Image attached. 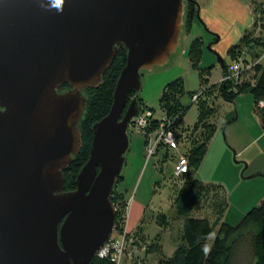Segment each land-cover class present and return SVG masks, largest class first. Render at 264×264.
<instances>
[{"label": "water", "instance_id": "1", "mask_svg": "<svg viewBox=\"0 0 264 264\" xmlns=\"http://www.w3.org/2000/svg\"><path fill=\"white\" fill-rule=\"evenodd\" d=\"M184 1L64 0L61 12L52 0H0V264H91L114 239L110 197L139 113L140 72L177 49ZM120 49L112 105L64 192L82 147L84 92L102 85Z\"/></svg>", "mask_w": 264, "mask_h": 264}, {"label": "rangeland", "instance_id": "2", "mask_svg": "<svg viewBox=\"0 0 264 264\" xmlns=\"http://www.w3.org/2000/svg\"><path fill=\"white\" fill-rule=\"evenodd\" d=\"M239 2L242 7L235 25L226 27L221 23L216 26L217 34L211 32L203 21V18H208L209 0H190L193 6L184 1L183 16L192 13L190 27L186 30V20L182 21L178 47L165 65L140 72L141 87L137 95L144 107H138L139 113L147 108L155 118L160 119L164 114L159 105L164 87L181 80L184 91L177 99L187 109L177 130H174L182 146L181 143L186 144L185 137L190 138V130L198 118V104H191L190 93L192 97H198L209 92L207 100L202 97V101L210 109L207 123L213 125L215 132L193 175L209 187L206 196L197 202L188 216L205 218L211 225L214 224V238L209 239V244L213 243L221 222L233 226L251 208L264 201V155L257 156L251 151L256 147L251 148L256 136L260 137L256 141L264 151L263 111L257 107L259 101L254 104L249 94L258 78L256 61L264 65V0ZM196 38L201 41V57L197 68H194L189 61L188 50ZM230 50L234 51L232 59L228 55ZM218 58L223 61L226 70L232 63H245L246 60L240 78L236 81L224 80L226 70L223 71ZM219 85L227 86L229 90H240L241 93L232 103L225 102L216 90ZM132 98L133 95L127 105ZM134 122L135 118L127 129L129 148L124 155L123 180L111 195L119 212L113 240L120 241L122 254L116 263L109 261L112 264H157L170 258L182 245L185 217L174 213V199L177 192L190 182H185L182 176H175L173 170L177 156L173 151L165 150L166 157L162 155V150H158L153 158L146 160L145 142L134 129ZM227 123L230 124L224 127ZM199 132L193 134L199 135ZM196 134L194 137H197ZM258 151L261 153L260 148ZM180 152L183 154L182 150ZM219 217L221 220L216 225ZM155 246L159 252L149 253V248ZM236 257V264L251 263L246 244L237 250Z\"/></svg>", "mask_w": 264, "mask_h": 264}, {"label": "trees", "instance_id": "3", "mask_svg": "<svg viewBox=\"0 0 264 264\" xmlns=\"http://www.w3.org/2000/svg\"><path fill=\"white\" fill-rule=\"evenodd\" d=\"M185 2H189V6L194 5L190 3V0H186ZM191 17V12H189L188 15L186 14L183 16V21L186 20V30L188 27H190L189 20ZM200 42V39H194L191 42L188 50V58L191 66L194 68H197L199 59L201 57ZM232 52L234 51L230 50L228 53L231 59L233 58ZM125 61L126 54L122 49H120L112 64L103 75L102 85H100L97 89H88L84 92V96L87 99V104L85 112L79 123L82 147L73 163L63 173L64 192L73 191L75 189L76 176L88 159V151L92 138L91 128L95 123L100 121L108 114L112 105V96L115 84L122 68L125 65ZM244 62L245 63H243V65H246L247 61L245 60ZM222 69L223 71L226 70L224 63ZM255 71L258 75V78L255 86L250 89L249 93L254 104L260 100H264V65L257 64ZM68 88V85H64L60 88V91L67 90ZM243 88L247 89V86H244ZM216 90L223 101L230 103H232L234 99L241 93L240 90H229L227 86L223 85H219L218 89L216 88ZM182 91H184V89L181 80H176L164 87L159 100V105L163 113L167 116L177 118L174 128L176 130L183 113L187 109V107L183 106L179 99H177V96L180 95ZM190 94L192 95V93ZM202 94L200 96L198 95L196 101H192V96L190 95L191 104H198V118L197 122L190 130L192 132L190 138L185 137L186 144L181 143L182 146L180 145V149L183 151V155L188 161L190 170L187 174L182 176L185 182H190L189 185L181 188L177 192L174 199V213L178 217H185L182 224V245L177 247L170 258L160 260L157 264H236L237 250L245 244L250 250V264H264V201H262L258 206L251 208L239 220V222L233 226L221 222L212 244H209V239H205V237H207L209 234H212L214 224L211 225V223L205 218L188 217L197 202L200 201L203 196H206V190L209 187L208 184H204L193 176L198 170L205 155L206 146L215 132L213 125L207 123L210 109L207 107L206 102L202 101V97H206L207 100L209 92L205 93L204 95ZM135 98L137 99L139 109L144 108L140 99L137 96ZM261 110L263 111V116H261V119L264 123V108ZM228 124L230 123L225 124L224 127H226ZM193 132H199V135L194 133L198 138L194 137ZM161 153L162 155L165 154L167 157L165 150H162ZM122 180L123 177H119L116 186ZM114 192L115 188L111 195H113ZM119 197L122 198L123 196L120 195ZM110 201L114 205L112 197H110ZM115 206L116 205H114L116 210V221L119 212ZM220 220L221 217L217 218L215 224L217 225ZM205 244H208L211 247V251L208 255H205L202 251V246ZM158 252L159 249L156 246L149 248V253L151 254ZM91 264L112 263L107 259L95 257Z\"/></svg>", "mask_w": 264, "mask_h": 264}, {"label": "built area", "instance_id": "4", "mask_svg": "<svg viewBox=\"0 0 264 264\" xmlns=\"http://www.w3.org/2000/svg\"><path fill=\"white\" fill-rule=\"evenodd\" d=\"M238 61L232 63L226 70V76L224 80L236 81L240 78L243 68V62ZM256 61L255 64H258ZM241 71V72H240ZM197 96L192 97V101L197 100ZM257 107L264 108V101H259ZM177 118L167 116L163 114L160 119L154 117L148 109L141 110L138 116L135 118L134 129L140 134L145 142V157L146 160L151 158L158 153V150H171L175 153L176 161L174 162V174L175 176H183L187 174L189 165L186 157L181 154L179 136L176 134L174 128ZM120 242V241H118ZM115 240L109 241L98 253L97 257L100 259L110 260L112 263H116L121 258L122 247ZM117 259V260H116Z\"/></svg>", "mask_w": 264, "mask_h": 264}, {"label": "crops", "instance_id": "5", "mask_svg": "<svg viewBox=\"0 0 264 264\" xmlns=\"http://www.w3.org/2000/svg\"><path fill=\"white\" fill-rule=\"evenodd\" d=\"M241 7L242 5L239 0H209L208 18H203V21L211 32L218 34L219 32L216 30V26L221 23L224 26L226 25V27H233L235 25L237 18L240 17L239 13L241 12ZM259 138V136L253 138V145H251V148L253 146L256 147L251 151L256 152L257 156H262L264 155V151L261 149L260 145L258 146L259 141H256ZM259 148L261 153L258 151Z\"/></svg>", "mask_w": 264, "mask_h": 264}, {"label": "clouds", "instance_id": "6", "mask_svg": "<svg viewBox=\"0 0 264 264\" xmlns=\"http://www.w3.org/2000/svg\"><path fill=\"white\" fill-rule=\"evenodd\" d=\"M52 3L54 4L55 8L58 11L62 12L64 0H52ZM41 6L43 7L44 5L42 4ZM210 238H214V234H209L207 237H205V239H210ZM202 251L204 252L205 255H208L211 251L210 245H208V244L203 245Z\"/></svg>", "mask_w": 264, "mask_h": 264}]
</instances>
